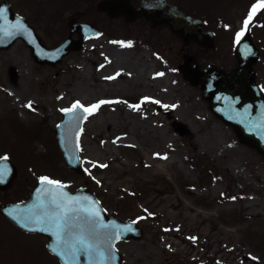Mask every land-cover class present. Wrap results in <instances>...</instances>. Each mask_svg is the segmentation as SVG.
Instances as JSON below:
<instances>
[{"label":"rangeland","instance_id":"rangeland-1","mask_svg":"<svg viewBox=\"0 0 264 264\" xmlns=\"http://www.w3.org/2000/svg\"><path fill=\"white\" fill-rule=\"evenodd\" d=\"M224 4L207 0V9L199 7L205 29L216 33L215 51L195 45L183 51L165 28L117 22L110 39L87 44L54 68L35 64L21 43L10 52L18 77L0 78V109L17 116L19 132H28L30 161L18 163L20 177L34 182V174L36 180L52 174L70 190L86 186L116 215L136 220L144 234L120 244L124 264H254L242 256L264 264V160L177 70L185 53L201 66H235L233 47L248 23V4L231 7L226 23ZM251 21L260 56L253 68L264 91V28ZM100 101L109 103L84 126V174L77 176L64 166L54 128L66 108ZM175 122L188 132L180 134ZM6 225L0 220V232L18 248L33 243Z\"/></svg>","mask_w":264,"mask_h":264},{"label":"water","instance_id":"water-1","mask_svg":"<svg viewBox=\"0 0 264 264\" xmlns=\"http://www.w3.org/2000/svg\"><path fill=\"white\" fill-rule=\"evenodd\" d=\"M99 6L110 17L123 16L126 23L144 17L152 28L167 25L182 40L184 46L194 42L205 50L214 48V36L202 31L201 21L185 16L176 7L168 6L164 0H145L138 9H134L127 0H104ZM166 6L168 11H162ZM18 20L22 21L20 18ZM16 35L26 36L28 33L19 27L14 29V38ZM235 56L239 66L229 73L218 72L213 66L200 69L194 64L192 56L185 57L179 70L191 85L200 86L210 110L217 118L233 127L239 141L257 150L264 158V95L255 82L252 64L257 60L258 54L247 32L237 43ZM88 115L80 107L66 111L64 120L57 126L56 136L66 165L75 172H80L78 140L82 123ZM15 171L14 168L9 181L14 178ZM56 193L66 194L65 188L56 183H39L27 202L11 208L14 213L13 216L10 214L11 220L22 227L36 230L35 226L39 225L41 215L51 211L56 205ZM92 213L84 210L77 216L80 221L71 219L70 222L75 224L74 229L67 232L65 239L56 242L65 264H106L104 261L89 259L95 243L103 246L102 252L110 256L111 264H119L114 243L121 238L127 239L132 234L139 237V231L134 230V223H125L115 218L103 219L100 213L95 216ZM53 215L57 216L58 221L67 222L60 214L54 212ZM89 221H94V224ZM81 240L85 243L82 244Z\"/></svg>","mask_w":264,"mask_h":264},{"label":"flooded vegetation","instance_id":"flooded-vegetation-1","mask_svg":"<svg viewBox=\"0 0 264 264\" xmlns=\"http://www.w3.org/2000/svg\"><path fill=\"white\" fill-rule=\"evenodd\" d=\"M101 1L102 0H0V8L3 7L5 10V15L0 19V23L3 22V29H8L13 22L11 13L20 14L25 18L30 27L36 30H39L38 27H44L41 33L39 32L40 30L38 32L42 44L46 47H57L66 39H70L72 42L68 50H70L69 55H71L74 53L72 52V48L80 46L81 44L84 45L85 42H82V39L85 38L84 35L79 34V29H81L80 25H86L92 29L101 31V33L108 32L112 26L114 21H111L105 13L98 9V4ZM140 1L141 0H135L133 5L137 7ZM171 1L178 5V2H184L185 0ZM44 19L49 20L45 21ZM7 41L8 40L5 42ZM17 43L23 44L24 47L26 46L21 39L12 41L8 49L0 50V64L2 60L5 62L10 56L7 57V54H10ZM29 53L31 55V50ZM63 60L64 58L61 63ZM6 64H9V59ZM8 72L9 68L7 67L0 78L7 77L6 73L8 75ZM15 124L16 121L8 114V110L0 109V158L8 157L13 159L14 157V149L17 147V137L13 130L15 129ZM17 198L16 191H0V205L14 202ZM2 219L3 218L0 216V220ZM6 226L16 234L19 233L12 225L7 224ZM29 236L35 238L33 243L25 244V247L18 248L14 238H11L10 235L6 233L0 232V264H58L56 260L50 256L48 250H46V241L43 238L37 235Z\"/></svg>","mask_w":264,"mask_h":264},{"label":"snow or ice","instance_id":"snow-or-ice-1","mask_svg":"<svg viewBox=\"0 0 264 264\" xmlns=\"http://www.w3.org/2000/svg\"><path fill=\"white\" fill-rule=\"evenodd\" d=\"M261 7H264V4L261 5ZM255 11V9H254ZM2 14V13H0ZM162 75V74H161ZM105 103H109V101H100L98 104L92 105L91 108H85L84 111L88 112L89 114H92V112L96 109H98L100 107V105L105 104ZM30 106V105H29ZM82 107V105L79 104V102L75 103L72 107V109H67L65 111H73L76 108ZM132 107L138 108L139 105H134ZM46 183H53V181H45ZM92 215H98V213L93 212ZM90 224H94V221H89ZM59 227V225H57ZM82 244L85 243L83 240L80 241ZM86 247H90V246H86Z\"/></svg>","mask_w":264,"mask_h":264}]
</instances>
